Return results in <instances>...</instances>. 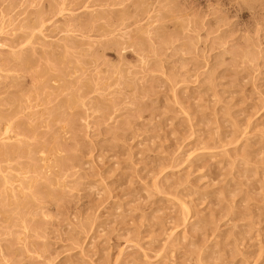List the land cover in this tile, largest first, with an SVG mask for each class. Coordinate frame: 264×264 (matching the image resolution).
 Instances as JSON below:
<instances>
[{"label": "rangeland", "instance_id": "374dc122", "mask_svg": "<svg viewBox=\"0 0 264 264\" xmlns=\"http://www.w3.org/2000/svg\"><path fill=\"white\" fill-rule=\"evenodd\" d=\"M0 264H264V0H0Z\"/></svg>", "mask_w": 264, "mask_h": 264}, {"label": "bare ground", "instance_id": "6f19581e", "mask_svg": "<svg viewBox=\"0 0 264 264\" xmlns=\"http://www.w3.org/2000/svg\"><path fill=\"white\" fill-rule=\"evenodd\" d=\"M6 132H7V130H6Z\"/></svg>", "mask_w": 264, "mask_h": 264}]
</instances>
